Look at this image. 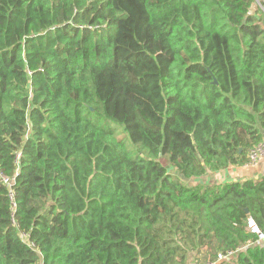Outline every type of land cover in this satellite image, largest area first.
Wrapping results in <instances>:
<instances>
[{"label":"trees","instance_id":"1","mask_svg":"<svg viewBox=\"0 0 264 264\" xmlns=\"http://www.w3.org/2000/svg\"><path fill=\"white\" fill-rule=\"evenodd\" d=\"M256 2L0 0V264H264Z\"/></svg>","mask_w":264,"mask_h":264},{"label":"crops","instance_id":"2","mask_svg":"<svg viewBox=\"0 0 264 264\" xmlns=\"http://www.w3.org/2000/svg\"><path fill=\"white\" fill-rule=\"evenodd\" d=\"M264 174V160L255 165L230 166L217 172H208L199 178H195L192 183L196 182H222L234 181L246 177H257Z\"/></svg>","mask_w":264,"mask_h":264},{"label":"built area","instance_id":"3","mask_svg":"<svg viewBox=\"0 0 264 264\" xmlns=\"http://www.w3.org/2000/svg\"><path fill=\"white\" fill-rule=\"evenodd\" d=\"M257 5L264 12V2L262 3L257 2ZM247 159H248V165H255L259 161L264 160V141L259 143L252 149H250ZM0 179L7 186H10L13 182V179L4 177L1 173H0ZM248 227L250 228L251 231L257 234V242H260V243L264 242V233H262L259 230V228L256 226V224L254 223L252 219L248 220ZM237 251L238 250H234V251L230 250V251H227L226 253L218 252L213 259L207 260L203 264H218L219 262L227 258L233 257Z\"/></svg>","mask_w":264,"mask_h":264},{"label":"rangeland","instance_id":"4","mask_svg":"<svg viewBox=\"0 0 264 264\" xmlns=\"http://www.w3.org/2000/svg\"><path fill=\"white\" fill-rule=\"evenodd\" d=\"M257 3V2H256ZM257 8L260 9V7L256 4L252 7L251 11H256ZM262 11V10H261ZM122 134L118 132V136H121ZM122 138V136H121ZM126 144L131 147L130 143L128 142V140H125ZM163 165L167 166L169 163H168V160L166 157H162V158H159L158 159ZM168 170L170 173L172 174H177L176 171L171 168L170 166L168 167ZM183 181L187 184H189L190 182L192 183L193 180H188V179H183ZM194 253H190L189 254V262H192L193 264H200V263H194ZM38 264H42L41 261L39 260V263ZM221 264H236V261H235V256H233L232 258H229V259H225L223 262H221Z\"/></svg>","mask_w":264,"mask_h":264},{"label":"water","instance_id":"5","mask_svg":"<svg viewBox=\"0 0 264 264\" xmlns=\"http://www.w3.org/2000/svg\"><path fill=\"white\" fill-rule=\"evenodd\" d=\"M246 211H247V209H246Z\"/></svg>","mask_w":264,"mask_h":264}]
</instances>
